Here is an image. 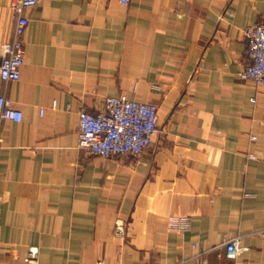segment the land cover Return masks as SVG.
I'll return each mask as SVG.
<instances>
[{"label": "crops", "instance_id": "0c3cea01", "mask_svg": "<svg viewBox=\"0 0 264 264\" xmlns=\"http://www.w3.org/2000/svg\"><path fill=\"white\" fill-rule=\"evenodd\" d=\"M14 1L0 0V61ZM26 14L21 78L0 76L23 112L0 122V264H28L31 247L39 264H264V84L240 76L264 0H39ZM121 94L158 105L151 146L79 148L80 112Z\"/></svg>", "mask_w": 264, "mask_h": 264}, {"label": "built area", "instance_id": "2783aa9c", "mask_svg": "<svg viewBox=\"0 0 264 264\" xmlns=\"http://www.w3.org/2000/svg\"><path fill=\"white\" fill-rule=\"evenodd\" d=\"M39 0H15L12 4L15 19V36L11 41L2 44L3 56L0 61V76L3 80L18 81L25 61L24 35L30 19L26 10L33 8ZM128 4L130 0H121ZM249 62L240 72V76L264 84V20L245 28ZM255 101V98H252ZM23 112L14 106L12 99L0 96V122L12 120L21 122ZM159 129V109L154 102L129 98L125 94L109 96L103 111L96 113L88 110L80 112L78 146L91 153L111 157L129 154L140 156L154 141ZM256 137L253 135L252 139ZM169 227L172 230L184 231L190 227L188 217H171ZM116 232L124 233V224L117 223ZM260 233L264 234V230ZM240 236L224 242L226 254L235 259L246 248L240 244ZM25 261L28 264H39L38 249L31 247ZM180 259L176 264H187Z\"/></svg>", "mask_w": 264, "mask_h": 264}]
</instances>
